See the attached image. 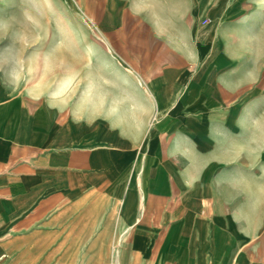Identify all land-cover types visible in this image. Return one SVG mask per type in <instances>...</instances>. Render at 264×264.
Listing matches in <instances>:
<instances>
[{"label":"rangeland","instance_id":"1","mask_svg":"<svg viewBox=\"0 0 264 264\" xmlns=\"http://www.w3.org/2000/svg\"><path fill=\"white\" fill-rule=\"evenodd\" d=\"M258 1L262 0H183L187 12H181V20L192 22L193 53L197 46L206 50L201 58L192 54L191 59L183 51L186 60L181 63L163 60L164 47L154 38L147 53L162 60L142 61L135 53L134 60L127 62L125 53L113 45V33L102 27L101 14L88 11L85 0L4 2L6 32L0 45L6 50L0 67L4 63L7 80L37 92L39 98L50 97V90L61 84V91L51 97L57 112L55 132L62 134L67 128L77 132L84 125L100 127L103 108L110 104L113 122L120 112L127 119L118 125L108 119L107 125L110 131L118 130L111 151L120 162L116 170L119 178L108 182L90 174L94 187L65 202H54L49 216L43 214L29 227L24 224L6 230L0 235V264H181V254L165 253L162 243L179 242L172 216L186 211L196 213L189 228L193 236L187 237L192 236L197 249L183 257L191 255L203 264H264V195L261 190L254 202L249 188L254 173L261 176L264 161L260 151L252 149L257 143L264 147V135L257 139L253 133L264 129V16L255 26L243 23L259 9ZM170 66L177 76L166 80L168 86L158 94L163 109L149 108L145 124L139 125L141 110L130 109L127 102V79L134 85H147L146 78L138 76L139 69L155 74L170 70ZM14 69L20 76H8ZM184 72L190 73L189 78L183 79ZM131 73L134 77L127 76ZM148 79L153 84L155 78ZM169 99L174 102L167 107ZM255 103L260 123L250 119L244 125L242 116ZM228 119L236 121L240 131L245 127L248 131L233 134L223 130L216 142L210 136L203 156L193 145L176 147L187 134L194 133L190 132L192 125H203L205 120L210 129ZM148 129L152 138L144 151ZM172 145L182 167L188 166L193 175L204 171L209 183L216 174L223 175L222 203L216 211L210 192L203 204L191 202V196L200 194L193 182L181 190L169 186L163 190L165 197L157 196L160 188L152 173L161 161L157 150L163 149L165 157V150ZM200 157L201 165H194ZM159 213L162 238L152 237V247L145 252L137 234L143 232L141 225L147 229L142 236L150 233V226L157 228ZM215 214L222 233L219 256L214 249Z\"/></svg>","mask_w":264,"mask_h":264},{"label":"crops","instance_id":"2","mask_svg":"<svg viewBox=\"0 0 264 264\" xmlns=\"http://www.w3.org/2000/svg\"><path fill=\"white\" fill-rule=\"evenodd\" d=\"M5 1L0 0V40L5 38L6 32ZM258 5L259 9L244 20L245 25L255 26L264 16V0L258 1ZM85 6H87L88 11L101 14L102 27L110 31L111 34L113 33V45L118 46L119 50L125 53L127 62L134 60L135 53L141 55L142 61L151 58L162 60L161 58L150 57L147 53V49L151 51V46L155 42L151 41V38L156 39V44L164 47L165 56L163 60L165 61L178 60L181 63L183 59L186 60L182 56L183 51L188 55V59H191L192 54L194 56L196 54V57L199 56L200 58L205 54L206 49L198 48V46L195 54L193 53L190 43L192 22L184 24L181 20V12H187L186 2H184L183 9V0H85ZM192 13L194 14V12ZM251 16H253L252 19ZM194 17L196 23L198 16ZM5 50V45H0V59L2 61L5 58ZM180 67L181 65L178 68ZM169 69L166 72L155 74H152L147 68L139 69V72L137 71L138 76L146 78L147 85H134L131 80L127 79L125 85L127 102L130 104V109L141 110L137 122L139 125L145 124L149 108L159 111L163 109L159 106L158 94L168 86L164 85L166 80H171L172 76L173 78L177 76L172 66ZM6 73L3 63L0 67V235H3L8 229L22 227L24 224L29 227L43 214L48 217L53 211L54 202L60 200L65 202L71 196L84 192L86 188L94 187L93 181L88 179L90 174L100 175L108 182L117 180L119 177L116 176V170L120 162L116 160L111 149L113 148V138L117 137L118 130L110 131L107 125L108 119L112 125L123 124V122L125 123L123 119H127L120 112L117 120L113 122V117L110 115L113 113V104H110L107 108H103L100 124L98 123L100 127L88 129L84 125L83 128L78 127L77 132L70 128L61 131L62 134L55 132L53 126L57 112L54 111L55 100L51 97H55L61 91V84L50 90V97L39 98L37 92L26 91L17 81L7 80ZM189 75V72H184L183 79L189 78ZM8 76L16 78V76H20V72L14 69L9 71ZM127 76L134 77V74H127ZM151 76L155 78L153 84L148 82V78ZM162 77H166V79H160ZM173 102V99H169L167 107ZM257 106L258 103H255L251 110L245 111L241 119L244 125L250 119L256 123L260 121L258 120ZM158 114L156 111L155 115ZM204 121L201 122L203 125L196 127L192 125L190 132L193 131L194 133L187 134L183 140L176 143V147L187 145L191 147L193 145L198 154L203 156L205 150L210 146L208 139L210 136L213 142H216L218 134L223 130L231 131L233 134L248 131V127L240 131L239 124L231 119L226 120L223 125L218 122L214 123L210 129L207 128ZM253 133L257 139H262L264 129L255 130ZM151 138L152 134L148 129L143 146L144 151L148 148L147 143ZM174 147L175 145H172L167 151L165 150V157L163 149L157 150L161 154V161L152 171L153 181L160 188L157 196L159 198L165 197L167 193L163 190L169 186L181 190L190 187L189 183L193 182V186L199 189L200 194L191 196V202L203 204L205 195L210 192L213 195L212 200L216 211L218 205L222 203L220 196L222 194L223 175L221 173L216 174L214 181L210 183L205 180L204 171L198 172L197 176L196 173L193 175V171H190L188 166L182 167L181 160L178 159L174 150H171ZM261 147L263 144L260 143L252 145V149L259 150L264 157V147L262 149ZM221 157L222 155L218 157V160H221ZM202 159L203 157H200L193 164L200 166ZM183 162L189 163L185 159ZM260 168L262 169L261 176L255 172L253 182L249 185L254 202L261 190L264 195V161L260 164ZM239 185L238 183L237 186L239 187ZM185 203H189V201ZM195 214L187 211L173 213L172 217L176 222L174 230L178 234H175V238H178L179 242L174 241L173 244L167 245V241L164 240L162 243L165 253L170 255L181 254L179 256L181 264H203L191 258V255L183 257V254H192L197 249L196 241L191 240L194 231L189 230ZM253 214L255 215V212ZM160 216L159 213L157 228L154 227L155 225L150 226V233L142 236L147 229L141 225L143 232L140 235L137 234L136 238L141 239L145 252H149L152 247L154 242L152 237L162 238L161 230L158 227ZM218 223L219 217L218 214H215L213 238L217 256H219L220 250L219 240L222 237ZM187 234L192 236L188 238ZM238 258L241 262L242 255Z\"/></svg>","mask_w":264,"mask_h":264}]
</instances>
